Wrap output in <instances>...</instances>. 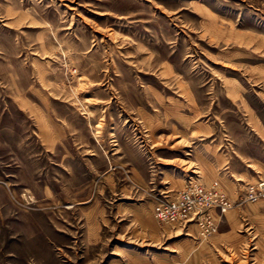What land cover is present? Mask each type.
Listing matches in <instances>:
<instances>
[{"label": "rangeland", "instance_id": "374dc122", "mask_svg": "<svg viewBox=\"0 0 264 264\" xmlns=\"http://www.w3.org/2000/svg\"><path fill=\"white\" fill-rule=\"evenodd\" d=\"M262 181L264 0H0V264H264Z\"/></svg>", "mask_w": 264, "mask_h": 264}, {"label": "built area", "instance_id": "2783aa9c", "mask_svg": "<svg viewBox=\"0 0 264 264\" xmlns=\"http://www.w3.org/2000/svg\"><path fill=\"white\" fill-rule=\"evenodd\" d=\"M264 192V181L258 187L251 188L249 196L254 198ZM232 205L230 199L223 194L217 182L207 186L200 181H189L183 189L176 193H166L154 205V214L162 223L178 224L198 217L200 224L207 230H215L216 225L211 219V207H220L226 211Z\"/></svg>", "mask_w": 264, "mask_h": 264}, {"label": "crops", "instance_id": "0c3cea01", "mask_svg": "<svg viewBox=\"0 0 264 264\" xmlns=\"http://www.w3.org/2000/svg\"><path fill=\"white\" fill-rule=\"evenodd\" d=\"M210 166H214V167H219V165H220V163H219V158L218 157H216L213 161H210V164H209ZM221 169V167H219V170ZM227 172V171H226ZM225 171H224V173H226ZM243 172V171H242ZM212 178V177H211ZM209 180V181H208ZM213 180H215L214 178H213ZM205 181L207 182V183H209V182H211L212 180H210V179H205Z\"/></svg>", "mask_w": 264, "mask_h": 264}]
</instances>
